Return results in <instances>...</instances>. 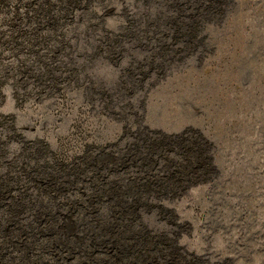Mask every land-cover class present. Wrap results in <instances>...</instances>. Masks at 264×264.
I'll list each match as a JSON object with an SVG mask.
<instances>
[{
  "label": "rangeland",
  "instance_id": "374dc122",
  "mask_svg": "<svg viewBox=\"0 0 264 264\" xmlns=\"http://www.w3.org/2000/svg\"><path fill=\"white\" fill-rule=\"evenodd\" d=\"M131 172L177 264H264V0H0V219Z\"/></svg>",
  "mask_w": 264,
  "mask_h": 264
},
{
  "label": "trees",
  "instance_id": "16d2710c",
  "mask_svg": "<svg viewBox=\"0 0 264 264\" xmlns=\"http://www.w3.org/2000/svg\"><path fill=\"white\" fill-rule=\"evenodd\" d=\"M203 19L188 26L185 19L177 18L176 27L183 29L195 25L198 29ZM173 20V16H154L148 19L147 24L150 25L149 30L163 27L166 33L171 31ZM135 25V20H129L125 28L131 31ZM159 55L161 60L165 57L164 53ZM161 67L165 68L163 64ZM125 176L126 179H122L116 173L108 175L86 193L78 194L67 202L61 200L56 205L53 197H60V193L55 189L50 191L52 198L47 206H39L36 198L43 203L45 197L36 195L22 201V206L21 201L18 202L19 207L15 210L7 208V215L0 219L5 222H0V264L182 262L187 251L181 235L160 226V222L166 220L160 213L166 198L162 199L152 191L154 177H139L138 172ZM125 182L133 189L122 192L119 188ZM64 185L63 182L61 186Z\"/></svg>",
  "mask_w": 264,
  "mask_h": 264
}]
</instances>
